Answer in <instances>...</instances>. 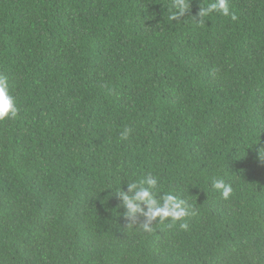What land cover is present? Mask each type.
<instances>
[{"label":"trees","instance_id":"16d2710c","mask_svg":"<svg viewBox=\"0 0 264 264\" xmlns=\"http://www.w3.org/2000/svg\"><path fill=\"white\" fill-rule=\"evenodd\" d=\"M179 2L0 0V264H264V0Z\"/></svg>","mask_w":264,"mask_h":264},{"label":"clouds","instance_id":"9594fccd","mask_svg":"<svg viewBox=\"0 0 264 264\" xmlns=\"http://www.w3.org/2000/svg\"><path fill=\"white\" fill-rule=\"evenodd\" d=\"M178 7L180 15H183L188 8V6L183 3V0H180ZM211 12H221L226 16L231 15L233 20L236 19V16L229 12L228 0H214V2L210 3L206 8H200L198 15L200 17H203ZM172 18L174 19L175 16H173ZM17 111L18 109L16 107L15 99L9 92L7 77L0 75V121H3L5 119H14L17 115ZM124 138H126V133ZM148 183L150 185H154L155 181L150 180ZM129 187L131 189V187L133 186L130 185ZM213 188L222 190L220 191V194L224 199H228L230 194L233 192L232 186L225 183L223 179H217L213 181ZM122 197L123 200L127 203V207L132 211H136L137 206L133 204L132 200H130L129 197L127 195H124L123 193ZM133 199L137 201H143L150 206L148 213H146L149 221L156 217H159L161 221H163L166 217H171L173 221H179L189 215L188 212L180 208V206L171 196L165 197L164 204L159 207H152V205L156 204V201L150 196V193L147 190L138 192ZM180 227L186 228L187 225L181 223ZM143 228L148 231L151 230L148 224H144Z\"/></svg>","mask_w":264,"mask_h":264}]
</instances>
